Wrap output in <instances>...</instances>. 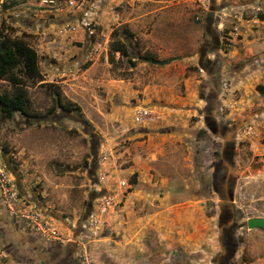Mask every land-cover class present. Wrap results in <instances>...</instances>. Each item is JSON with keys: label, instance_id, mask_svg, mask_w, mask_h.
I'll list each match as a JSON object with an SVG mask.
<instances>
[{"label": "rangeland", "instance_id": "rangeland-1", "mask_svg": "<svg viewBox=\"0 0 264 264\" xmlns=\"http://www.w3.org/2000/svg\"><path fill=\"white\" fill-rule=\"evenodd\" d=\"M65 1L57 10L46 11L32 0H2L0 32L36 50L43 78L28 83L30 117L16 113L5 119L0 114V188H10L14 195L12 210L6 204L5 210L26 233L43 238L37 221L71 239L96 214L101 200L108 199L101 217L104 231L107 213L121 205L114 189L126 193L137 183L136 175L125 178L119 173L129 166L128 152L136 151L135 141L126 138L136 129L125 130L112 118L118 103L114 89L121 81H131L138 88L176 83L184 92L181 79L171 80L177 71L166 66L196 51L215 59L221 53V77H207L200 66L187 72L197 71L207 86L211 81L218 85L221 99L211 105L209 123L214 121L221 130L207 128L198 135L203 143L196 148L202 156L196 172L180 152L175 176L184 185L196 186L178 188L183 201H203L212 243L208 264H215L223 202L212 174L228 146L234 144V149L229 147L234 156L230 164L224 163L227 180L222 188L233 189L230 212L237 222L264 217V90L258 89L264 88V0H85L80 8ZM88 12L90 19H85ZM91 20L88 30L85 24ZM114 40L126 43L130 57L111 51ZM144 56L170 62L156 65L143 61ZM202 65L216 70L213 64ZM12 90L8 81L0 80V92ZM55 91L79 111H52ZM245 254L235 260L249 264L253 258ZM177 260L174 257L173 264Z\"/></svg>", "mask_w": 264, "mask_h": 264}, {"label": "crops", "instance_id": "crops-1", "mask_svg": "<svg viewBox=\"0 0 264 264\" xmlns=\"http://www.w3.org/2000/svg\"><path fill=\"white\" fill-rule=\"evenodd\" d=\"M196 52L178 56L166 66L167 71H177L171 80L181 79L184 92L176 83L138 88L131 81H121L113 90L118 103L112 118L125 130L136 129L126 137L135 141L136 151L128 152L125 160L129 166L119 173L125 178L136 175L137 183L126 193L114 189L121 205L107 213L106 232L91 245L93 264H173L174 257L179 259L176 264H208L212 243L203 201H183L178 188L196 186L175 178L180 152L190 161L193 173L198 170L202 156L196 148L203 143L198 135L207 128L213 132L209 126L211 105L221 99L215 81L207 86L197 78V71L187 74L189 67L200 66L207 77H221V53L215 59L204 51ZM203 62L213 64L216 70L204 67ZM67 237L47 241L24 232L21 222L8 215L0 192V264H80L78 247ZM236 237L240 242L236 259L246 253L253 258L249 264H264L263 230L244 226Z\"/></svg>", "mask_w": 264, "mask_h": 264}, {"label": "trees", "instance_id": "trees-1", "mask_svg": "<svg viewBox=\"0 0 264 264\" xmlns=\"http://www.w3.org/2000/svg\"><path fill=\"white\" fill-rule=\"evenodd\" d=\"M111 51L119 52L127 58L130 57L129 49L122 40H114L111 43ZM144 58L150 59L148 56ZM129 62L134 65L131 60ZM0 80L8 81L13 87L11 92H0L1 116L5 119H13L16 113H20L25 117H30L28 83L43 80L38 66V55L26 41L3 32H0ZM258 89L264 90L263 86H258ZM54 94L56 102L52 111L58 108L67 113L79 111L76 104L63 103L59 91H55Z\"/></svg>", "mask_w": 264, "mask_h": 264}, {"label": "built area", "instance_id": "built-area-1", "mask_svg": "<svg viewBox=\"0 0 264 264\" xmlns=\"http://www.w3.org/2000/svg\"><path fill=\"white\" fill-rule=\"evenodd\" d=\"M32 2L36 3L39 7L46 11H54L57 8H60L63 5V0H32ZM68 6L71 7H82L84 6L85 0H66L65 1ZM2 0H0V8H1ZM90 12L84 15L85 19H90ZM92 20L87 21L85 27L88 30H91ZM3 182V180L1 181ZM3 186V184H2ZM0 192L2 197L4 198L5 204L9 209L12 210V201L14 200V195L10 188H0ZM110 204V200H101L98 209L95 213H92L83 223H82V231L78 235H72V241L78 246V260L80 264H93V260L91 257L89 245L93 243L102 233L103 222L101 220L102 215L106 212L107 206ZM25 218L34 221L32 216H25ZM35 225H37L38 229L42 234V237L47 241H62V235L59 230L53 226L48 224H39L37 221H34ZM1 254V251H0Z\"/></svg>", "mask_w": 264, "mask_h": 264}, {"label": "flooded vegetation", "instance_id": "flooded-vegetation-1", "mask_svg": "<svg viewBox=\"0 0 264 264\" xmlns=\"http://www.w3.org/2000/svg\"><path fill=\"white\" fill-rule=\"evenodd\" d=\"M209 126L212 128L214 133L219 132L221 127H218L214 121L209 123ZM234 144L232 146H228L225 148L219 158V161L214 163L213 166V174H212V181H213V188L216 194L219 196L221 201L223 202L222 205L219 207V230H220V246L221 250L219 254L215 257V264H233L237 257L238 246L240 245L239 238L236 237L237 231L242 227H247L246 222H237L236 217L234 218V214L230 212V207L228 204L232 198H234L233 189L230 188H222L223 183L226 178L224 163L232 162V158L234 156ZM230 198V200L228 199ZM239 216H241L240 211L237 210ZM247 221V220H246ZM239 264V263H238Z\"/></svg>", "mask_w": 264, "mask_h": 264}, {"label": "water", "instance_id": "water-1", "mask_svg": "<svg viewBox=\"0 0 264 264\" xmlns=\"http://www.w3.org/2000/svg\"><path fill=\"white\" fill-rule=\"evenodd\" d=\"M143 61H146L148 63H154L156 65H166L168 64L170 61H152V60H146L141 58ZM247 224V228L249 229H260L264 231V218L263 217H251L248 218L246 221Z\"/></svg>", "mask_w": 264, "mask_h": 264}]
</instances>
